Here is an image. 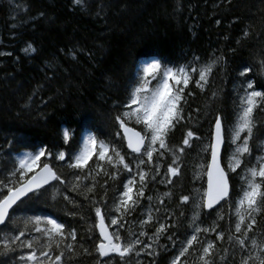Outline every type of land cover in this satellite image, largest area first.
Segmentation results:
<instances>
[{"label":"trees","instance_id":"16d2710c","mask_svg":"<svg viewBox=\"0 0 264 264\" xmlns=\"http://www.w3.org/2000/svg\"><path fill=\"white\" fill-rule=\"evenodd\" d=\"M246 31L249 33L247 37L244 36ZM29 45L37 51L25 52ZM213 55L223 57L226 63H220L204 90L195 85L198 74H193L182 103L185 120L169 137V145L173 148L182 146L189 130L199 137L190 141L191 148L185 147L180 175L173 177L172 183L168 184L165 166L170 163V157L167 153L164 160L154 156L153 163L161 165L160 175L154 182L149 179L137 207L122 216V236L135 233L145 244H153L152 255L142 251L128 264H172L192 234V198L196 189L203 191L206 185L205 177L197 180L194 175L198 166L205 162L202 150L211 139L217 115L223 117L225 128L223 162L230 153L228 134L237 104L234 86L245 80L239 72L245 66L251 67L253 71L247 74L248 77L255 82L256 90L264 91L261 87L264 85V67L260 65L264 60V0H81L80 5L76 0H0V179L13 167L12 159L16 156L15 151L12 158L8 156L7 141L15 143L14 138L22 137L37 149L46 147L53 153L59 150L68 152L70 149L63 146L62 130H70L71 140L67 143L75 149L82 127L90 123L94 125L91 131L98 140L118 148L126 162L134 166L136 160L127 149L124 138L115 135L121 129L114 120L124 110L123 105L129 102L134 69L149 57L159 58L162 66L200 67ZM197 57L199 60H195ZM213 93H216L215 97ZM255 118L258 128L252 141L254 145L264 142V111L258 109ZM126 123L143 131L142 125L134 121ZM16 147L20 149L21 146L17 144ZM23 150L32 151L33 148ZM95 160L93 157L89 161V169L94 170ZM54 167L63 173L65 180L72 178V170L62 162H54ZM105 168L109 172L115 171L107 165ZM151 168L152 165H147L143 171L150 172L151 176L154 174ZM130 178L123 170L116 179L97 177L96 199L107 201L106 206L99 205L106 220L109 210H115L123 186ZM229 178L232 206L223 202L211 218H206L208 211L204 209L201 218L206 222L199 225L208 228L213 221L220 225L216 232L207 236L202 233L199 237L205 243L207 240L216 241L218 264L219 255H227L230 264H239L241 258V253L228 241V229L230 226L234 229L236 220L234 201L240 194V177L230 174ZM105 180L108 186L101 187ZM139 187L137 177L134 199ZM169 192L171 196H166ZM62 193H65L63 186H49L40 200L21 206L16 216H51L64 223L66 229L69 225L75 227L80 244L70 261L66 254L65 264H100L101 258L94 247L98 234L94 228L97 223L94 209L90 210L83 197L69 189L66 194L83 205L78 210L73 209L63 200ZM183 195L190 197L187 204L179 199ZM160 200L164 203L160 204ZM149 210L153 221L142 224ZM73 211L76 215L69 214ZM218 215H224L225 219L218 220ZM161 223L173 227L154 241L153 233ZM219 231L225 232L223 241L217 239ZM141 232L148 235L140 236ZM249 235L264 239V212L257 215L254 233ZM168 236L172 239L169 240ZM81 244L89 249L90 255L81 253ZM138 247L143 248V245ZM200 247L197 244L189 249L181 257L180 264H199ZM224 249L228 252L224 253ZM26 252L27 249L18 250L16 255ZM112 264H117L116 258Z\"/></svg>","mask_w":264,"mask_h":264},{"label":"snow or ice","instance_id":"6c2138e0","mask_svg":"<svg viewBox=\"0 0 264 264\" xmlns=\"http://www.w3.org/2000/svg\"><path fill=\"white\" fill-rule=\"evenodd\" d=\"M76 3L80 5L81 0H76ZM248 35L246 31L244 36ZM28 51L35 52L36 49L29 45L25 49V52ZM221 62L226 63L223 57L214 55L200 67L162 66L159 58L156 57H149L139 62L130 81L129 102L124 104V110L114 117L119 128L123 130L122 133L116 132L115 135L126 139L127 149L131 150V155L136 160L134 166L126 162L125 156L118 148L98 140L91 131L94 127L91 123L82 127L80 141L75 149H71V145L67 143L71 140L70 130H62L63 146L70 149L68 152L59 150L53 153L46 147L37 149L28 145L22 137L14 138L15 143L12 140L7 141L8 156L12 158L13 151L16 152V156L12 159L13 167L4 173L3 179H0V225L3 226L0 228V233H3L0 236V264H65L66 254L69 261L76 255L80 241L75 227L69 225L66 229L64 223L58 222L51 216H16L21 206L40 200L48 192L49 186L56 185L63 186L65 193H62V198L67 204H71L73 209L78 210L83 205L66 194L69 189L82 196L90 205V210L94 209L95 218L98 220L94 225V228L98 229L94 247L95 253L101 258L100 264H112L114 258L117 259V264H128L133 256L139 257L142 251L152 255L150 251L153 248L152 243L145 244L135 233L121 235V226L124 223L122 216L137 207L138 200L144 197L149 179L154 182L156 176L160 175L161 165L153 163L154 156L158 160H164L165 153L169 155L170 163L165 166L168 184L172 183L173 177L180 175L181 158L185 154V147L191 148L190 141L195 137V133L191 130L187 131L182 146L176 148L170 147L169 137L174 133L176 126L185 120L182 107L185 89L193 81V74H198L195 85L204 90L209 84V78ZM260 65L264 67V60L260 61ZM252 71L251 67L245 66L243 71L239 72V76L245 78L244 82L234 86L237 104L235 119L228 134L231 153L226 155V162H223L225 158L223 117L217 115L214 120L211 139L202 150L206 158L205 162L198 166L199 170L194 175V179L197 180L206 177V188L203 191L195 190L196 194L192 198L194 204L191 217L192 234L172 264H180L181 257L197 244L201 245L199 264H218L216 241L207 240L205 243L199 237L202 233L207 236L210 232H216L220 225L216 221H213L212 226L208 228L199 225L206 222V219L201 218L204 209L209 210L206 218H211L218 211L217 206L221 205L222 201L232 206L230 174L239 175L242 187L238 198L234 201L236 220L234 229L231 226L228 229V241L241 253L239 264H264V239L249 235L254 233L257 215L264 212V142L255 145L252 143L258 128L255 113L258 109L264 111V91L255 89V82L247 75ZM153 81L156 82L154 85ZM213 96L215 97L216 93H213ZM126 121H134L135 124L142 125L143 133L129 127ZM195 138L199 139V137ZM17 144L21 146L20 149H17ZM28 147H32L33 150H23ZM93 157L96 158L94 170L89 169V161H92ZM54 162H62L72 170V178L65 180L63 173L54 167ZM105 165L115 171H107ZM147 165H152L150 171L154 174L151 176L150 172L143 171ZM121 170L131 178L124 184V190L120 193L115 210H109L106 220V214L99 205L103 203L106 206L107 201L96 199L97 177L106 176L116 179ZM137 177L140 187L136 190V199H134ZM107 186L108 181L105 180L101 187ZM165 195L171 196V192ZM179 199L181 203L187 204L190 197L183 195ZM159 203L163 204L164 201L160 200ZM69 214L76 215V212ZM180 215L183 216L184 213L181 212ZM80 219L83 220L84 217L81 216ZM217 219L222 221L225 216L218 215ZM152 221V211L149 210L147 219L141 223L147 224ZM171 227L173 225L159 224L153 233V240L158 241L160 234ZM147 235V232L140 233V236ZM167 238L172 239L171 236ZM217 239L223 241L225 232L219 231ZM141 245L143 248L138 247ZM24 249H27L25 254L16 255L18 250ZM80 249L82 254H91L82 244ZM223 252L227 253L228 249H224ZM219 264H230L228 256L219 255Z\"/></svg>","mask_w":264,"mask_h":264},{"label":"bare ground","instance_id":"6f19581e","mask_svg":"<svg viewBox=\"0 0 264 264\" xmlns=\"http://www.w3.org/2000/svg\"><path fill=\"white\" fill-rule=\"evenodd\" d=\"M134 10H135V9H134ZM209 11H210V10H209ZM6 15H7V14H6ZM30 16H31V15H30ZM37 19H38V18H37ZM14 20H15V19H14ZM33 20H34V19H33ZM30 21H31V20H30ZM35 21H36V20H35ZM35 21H34V22H35ZM31 22H33V21H31ZM29 23H30V22H29ZM36 27H37V26H36ZM36 27H35V28H36ZM35 28H34V29H35ZM36 29H37V28H36ZM24 31H25V30H24ZM24 31H23V32H24ZM24 33H25V32H24ZM17 42H18V41H17ZM102 45H103V44H102ZM2 47H3V46H2ZM5 47H6V46H5ZM16 48H17V47H16ZM91 48H92V47H91ZM10 49H11V48H10ZM17 50H18V49H17ZM63 50H64V49H63ZM107 50H108V49H107ZM36 51H37V50H36ZM67 51H68V50H67ZM102 51H103V50H102ZM99 52H100V51H99ZM81 53H82V52H81ZM15 54H16V53H15ZM11 56H12V55H11ZM66 56H67V55H66ZM63 58H65V57H63ZM6 59H7V58H6ZM65 59H66V58H65ZM76 59H77V58H76ZM2 60H3V59H2ZM66 60H67V59H66ZM78 60H79V59H78ZM87 61H88V60H87ZM91 61H92V60H91ZM78 62H79V61H78ZM80 63H81V61H80ZM34 64H35V62H34ZM82 64H83V63H82ZM82 64H81V65H82ZM30 65H31V64H30ZM32 65H33V64H32ZM32 65H31V66H32ZM44 65H45V63H44ZM66 65H67V64H66ZM84 65H85V64H84ZM31 66H30V67H31ZM37 66H38V64H37ZM39 66H40V64H39ZM39 66H38V67H39ZM46 67H47V66H46ZM36 68H37V67H36ZM44 68H45V67H44ZM61 68H62V67H61ZM18 69H19V68H18ZM30 69H32V68H30ZM50 69H51V68H50ZM50 69H49V70H50ZM11 70H12V69H11ZM36 70H37V69H36ZM39 70H40V69H39ZM44 70H45V69H44ZM56 70H57V69H56ZM50 71H52V69H51ZM54 71H55V70H54ZM63 71H64V70H63ZM65 71H66V68H65ZM65 71H64V72H65ZM66 72H67V71H66ZM66 72H65V73H66ZM42 73H43V72H42ZM51 73H53V71H52ZM54 73H56V72H54ZM37 74H38V73H37ZM48 74H49V73H48ZM55 75H56V74H55ZM50 78H51V77H50ZM45 81H46V80H45ZM38 82H39V81H38ZM48 82H49V81H48ZM261 142H262V141H261ZM125 145H126V144H125ZM45 162H47V161H45ZM205 181H206V179H205ZM230 195H231V193H230ZM222 203H223V202H222ZM186 237H187V236H186Z\"/></svg>","mask_w":264,"mask_h":264},{"label":"water","instance_id":"95a60500","mask_svg":"<svg viewBox=\"0 0 264 264\" xmlns=\"http://www.w3.org/2000/svg\"><path fill=\"white\" fill-rule=\"evenodd\" d=\"M128 126L129 127H133V126H131V125H129L128 124ZM133 128H135V127H133ZM137 131H141V130H139V129H137V128H135ZM213 130H214V127H213ZM123 132V130L121 129V133ZM142 132V131H141ZM143 133V132H142ZM124 141H125V144H126V147H127V141H126V139L124 138ZM225 144H226V141H225ZM224 147H225V145H224ZM130 152H131V150L130 149H128ZM223 151H224V149H223ZM54 183V182H53ZM229 183H230V185H231V182H230V178H229ZM205 188H206V186H205ZM231 193V192H230ZM223 202V201H222ZM222 202H221V204H222ZM218 206H220V205H218ZM217 206V207H218ZM15 207V206H14ZM206 211H209V210H207V209H205ZM10 213H11V210H10ZM97 223H98V220H97ZM0 227H2V225H0ZM97 231H98V229H97Z\"/></svg>","mask_w":264,"mask_h":264},{"label":"rangeland","instance_id":"374dc122","mask_svg":"<svg viewBox=\"0 0 264 264\" xmlns=\"http://www.w3.org/2000/svg\"><path fill=\"white\" fill-rule=\"evenodd\" d=\"M152 83H153V85H154L156 82L153 81ZM142 128H143V126H142ZM142 132H143V131H142ZM229 149H230V153H231V148L229 147ZM230 153H229V154H230ZM235 175H237V174H235ZM238 186H239L240 188L242 187L241 181L238 182Z\"/></svg>","mask_w":264,"mask_h":264}]
</instances>
